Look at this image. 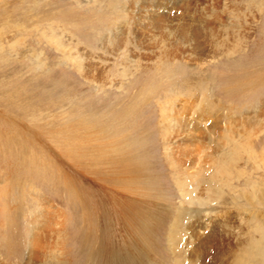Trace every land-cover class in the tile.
<instances>
[{"label": "rangeland", "instance_id": "1", "mask_svg": "<svg viewBox=\"0 0 264 264\" xmlns=\"http://www.w3.org/2000/svg\"><path fill=\"white\" fill-rule=\"evenodd\" d=\"M194 32L202 33L199 41L191 38ZM197 43L206 54L196 52ZM188 75L191 85L180 88ZM17 132L54 160L63 177L77 172L79 200L30 179L23 186L9 179L12 187L6 188L8 139ZM109 143L125 148L133 163L146 165L145 172L153 174L150 183L158 179L148 197L127 195L134 209L166 215L150 264H178L169 246L171 225L185 200L177 181L190 182L198 174L202 186L191 183L188 188L196 187L195 196L206 201L199 220L208 226L202 232L209 234L214 227L221 232L219 222L227 218L233 225L226 227L231 242L245 239L242 229L262 241L264 205L238 208L232 198L264 182V0H0V235L6 226L2 212L14 209L16 215L19 205L20 222L25 217L37 229L46 224L50 237H63L64 251L72 256L63 264H105L106 258L88 257L85 238L93 224L107 221L111 231L105 255L116 256L114 264H125L138 251L134 230L121 224L122 210L109 179L98 177L104 167L87 159L101 157L99 148ZM228 152L236 160L221 171ZM19 192L24 193L21 200ZM193 201L194 210L199 204ZM22 236L29 237L26 232ZM190 249L185 242L184 259ZM49 257L44 264L51 263ZM26 258L27 252L23 261L14 257L11 263L23 264Z\"/></svg>", "mask_w": 264, "mask_h": 264}, {"label": "bare ground", "instance_id": "2", "mask_svg": "<svg viewBox=\"0 0 264 264\" xmlns=\"http://www.w3.org/2000/svg\"><path fill=\"white\" fill-rule=\"evenodd\" d=\"M188 28L189 26L183 27V30H187ZM201 35L202 33L194 32L191 38H195L196 39L195 41H199V39L201 38ZM191 38L190 36H188L187 40L188 39L192 40ZM194 48L197 53L206 54V51H205L206 48L204 49L201 43H197V45H195ZM69 56L74 61V63H76L79 70L83 68V65L81 64V62L75 59L76 55L74 56V54L70 53ZM191 80L192 78L189 75L187 78L185 76V78L178 83V86H180V88L188 89V87L191 85V82H190ZM93 127L94 126H92V128ZM88 130H89V127H87V131ZM6 132H8V130ZM8 142L11 143V149H10V152L7 154L6 159L4 161L5 171L7 172V175H5V178L8 181L6 188L12 187L10 180L15 179L19 182L21 186H23L24 184H26L25 181H28V179H30L31 181L40 182L43 186L47 188V190H49L50 192L54 194H61L62 190L64 189L66 190L70 198L76 199V200H79L81 198V196H78L79 193L81 194V192L79 191V186L81 183H79L76 177L77 172L75 173L73 172V174L71 172H68L67 173L68 177L67 178L63 177V175L61 174L62 171L61 169H59L58 165L55 164V161L52 159L51 160L47 159L42 153H39L38 151L34 150L33 147L27 143L25 135L22 134L21 132L20 133L17 132V135L16 134L11 135L8 139ZM116 143L106 144L107 146H103V145L101 146L100 144L97 147L101 146L99 148V150H101V157L91 158V155H90V158L87 157V159L90 162H93V164L96 163L97 165L104 167V168L102 167L104 170H100L99 172H97V174H99L98 177L104 180L109 179L111 186H113V188L111 187L113 189V192L118 195L115 198L114 202L116 206H118L122 210L121 224L123 225L125 229L134 230L133 235L135 234L134 238H135L136 245L138 246V251L126 257L124 259L125 264H150L151 261L154 260V257H152L151 255L152 247L154 248V246L158 244V240H157L158 239V228L161 229L159 231H162L165 229L164 227L161 228L160 226L162 225L163 218L166 215H164L165 213L162 210H157V211L154 210V212H151V210H143V208L141 209L140 207L134 209L136 205L133 204L132 201L131 203L130 201H128L129 200L127 199L128 194H133V195L142 194L146 196L150 195L151 191L149 192L148 189H151L150 185L155 184V183H150L151 178H153V176H150V175H153V174L149 175L145 172V169L148 167L141 163H137V164L133 163V161H131V159L126 156L125 148L120 147V146L118 147ZM12 144H14V147H12ZM235 149L237 148L235 147ZM68 152L69 154L73 155L71 153L72 151H68ZM84 154L86 155L85 152ZM235 155H234V152L225 153V156L223 157L224 160H222V164L220 166L221 171L222 169H225L226 167L228 168V170L230 169L229 167L232 166L234 164V161L236 160L237 156ZM83 165L86 166V168H90L86 164H83ZM89 170H91V168ZM96 171H98V169H95V172ZM227 172L228 171L224 170L223 174ZM227 174H230V173H227ZM193 177L194 178H192L190 182L189 181L185 182L181 179L177 181L178 190L181 192V196L185 200L183 202V205L176 212L175 219L173 221V224L171 225V229L169 233V246L171 247L172 252L177 256V258H179L178 264H264V236H263L262 241H257V240H254L250 236V234H248V232H243L244 229H242L239 232L241 233L240 234L241 236L243 233L247 234V236L245 235L246 236L245 239L240 238L237 242L235 241L231 242L233 240L232 234L230 230H229L230 233L226 231V227H232L233 225L231 221H229L227 218L226 220H222V221L220 220L219 222V224L221 225H219L218 227H223V230H221V232L215 230V227L212 229L211 232H209V234L207 232H202V229L203 228L206 229L208 226V224H203V222L199 220L201 219L199 217L201 216L200 213H202L201 212L202 207L206 205V201L202 200L201 196H195V193H197L196 187H193L192 189L188 188L189 184L191 183L192 184L197 183L196 185L199 187L200 185L202 186L201 175L198 174L197 176H193ZM187 180H189V178ZM156 181L158 182V179H156ZM157 182L155 184V187L157 184H159V182L158 183ZM262 183H260L261 184L260 187L258 186L259 188H252L249 185L251 189L245 187V189H242V191L238 192L237 196H234L232 198L234 205L238 208H240L243 203L247 205L251 204L252 206H255L257 204L264 205V184ZM223 185H225L224 190H228L230 187L228 186V184H223ZM109 187H107L106 189H111ZM253 187H255L254 184H253ZM233 189H230V190L232 191ZM152 195H155V194H152ZM157 195H159V193ZM23 196H24L23 192H19V194L17 195V197L20 198V200L21 198H23ZM222 197H223V193L220 194L221 200H222ZM37 198L40 201L45 200L44 196L42 195L37 196ZM194 198L197 199V203L199 204V206L196 205L197 207H194V210H193V209H190V204L194 202L193 201ZM157 201L159 203V200ZM162 205H164V203ZM18 207L19 205L15 208L16 215L13 211L14 209H12V211L10 209L9 210L4 209V211L2 212V214H5L4 216H6L5 217L6 226H5L4 235H0V252H1L0 253V256H1L0 264H12L11 258H14V257H18L20 258V261H23L22 258L24 257L26 252H27V258H26L25 263L23 264H32L33 262L36 264V261H38L41 264V262L47 259V255L49 256V253H50V256L52 257V261L50 264H63V261L64 263L65 262L70 263L72 261V258H71L72 256L70 257V253L64 251L66 246L64 244V248H63V240H64L63 237L60 234H57L58 236L51 235L50 237L49 232L46 231L45 229L46 224L42 228L37 229V227H33V223H31L33 221H30V222L28 221L27 222L28 224H26L25 222L26 220L24 221L25 217H23L22 221L20 222L18 220L19 217L17 216ZM131 209H133L134 211H131ZM189 209L191 211L190 213L188 212ZM38 213H40V211ZM188 213L190 214L191 223L189 224V227H187L186 229V230L188 229L190 230V232H188L190 233V235L186 237L184 236L186 235L185 234L186 230L184 227V224H185L184 218L186 217L185 215H187ZM45 214L41 213V215H43L44 217H45ZM41 215L39 214L38 216H41ZM38 216L37 217L34 216L35 218L33 219H38ZM100 225L101 224H99L98 221L97 223L93 224L90 227V231L92 232L91 233L88 232L89 236H86L88 238H85L88 243V251H87L88 257L90 256V258H93V259H102L103 261H104V258H106L105 264H114L118 260L117 257L116 256H106L105 250H104V245L106 244L105 241H107V233L111 231V224L109 223L108 225L106 221V222H103V226H100ZM97 230H100L101 232L94 233V231L96 232ZM23 231L26 232L27 237L29 236L28 239L22 236L24 233ZM54 232H56V230ZM215 232L217 233V235L215 234ZM67 239L68 237H66V240ZM251 239L255 243H251V245L247 246V242L249 240L251 241ZM193 241L195 242L198 241V242L195 243ZM185 242H186L187 247H191L190 253L188 254L189 256L186 259H184L186 256H185V253L183 252V246ZM58 245L60 246V248L58 247ZM61 249H63V251H61ZM51 257H49V259ZM150 258L151 260H148ZM180 259L182 260L180 261ZM20 264L22 263L20 262Z\"/></svg>", "mask_w": 264, "mask_h": 264}]
</instances>
